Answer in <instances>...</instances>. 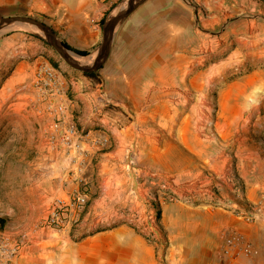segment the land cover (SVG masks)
I'll return each instance as SVG.
<instances>
[{
	"label": "crops",
	"instance_id": "1",
	"mask_svg": "<svg viewBox=\"0 0 264 264\" xmlns=\"http://www.w3.org/2000/svg\"><path fill=\"white\" fill-rule=\"evenodd\" d=\"M117 1L0 0V14L36 17L63 42L91 53ZM224 2L213 4L207 13L188 0H146L117 29L101 68L108 71L100 82L79 70L76 81L61 75L53 108L60 104L63 111L53 114L42 108L46 122H31L52 141L44 156L53 171L50 182L58 190L70 191L79 184L108 192L145 190L154 183L152 174L158 175L159 187L165 178L186 181L205 171L228 176L214 177L217 194L202 190L190 198L181 193L162 197L160 192L159 226L150 230L137 228L135 215L113 211L131 210L136 204L94 201L97 206L104 203L110 217L114 214V227L77 232L73 244L57 252L58 264H217L224 237L233 231L253 246L241 262L264 264V122H150L146 116L156 111L151 101H159L169 86L182 80L183 63L198 62L184 48L212 46L241 18L240 11L232 14ZM13 34L44 41L22 28L2 35ZM120 109L132 111L135 120L125 122ZM68 126L76 127L70 145L63 141ZM245 204L252 206L248 224L236 214ZM99 214L86 210L80 217Z\"/></svg>",
	"mask_w": 264,
	"mask_h": 264
},
{
	"label": "rangeland",
	"instance_id": "2",
	"mask_svg": "<svg viewBox=\"0 0 264 264\" xmlns=\"http://www.w3.org/2000/svg\"><path fill=\"white\" fill-rule=\"evenodd\" d=\"M188 1L209 13V7L224 0ZM223 5L230 6L232 14L240 11L241 18L232 22L230 34L216 37L212 46L184 48V53L194 52L198 62L183 63L182 80L169 86L159 101H151L156 111L146 114L150 122L159 118L161 122H264V0H225ZM29 39L19 34L0 35V217L7 219L0 228L7 249L0 253V264H58V253L73 244L77 232L112 229L114 214L110 217V210H105L104 203L97 206L96 200L136 204L131 210L120 207L113 211L135 215L137 228L148 230L149 214L160 216V192L162 197L181 193L190 198L203 194L202 190L218 193L211 182L214 177L227 180L228 176L216 177L208 171L186 181L165 178L164 187L158 186V175L152 174L154 183L145 190L130 187L108 192L96 186L86 189L84 184L70 191L54 187L50 182L53 171L44 156L52 141L45 140L39 125L31 122H46L42 108L60 114L49 105L53 106L58 95L61 75L66 73L76 81V70L46 41ZM46 66L59 73L58 85L41 81L38 74ZM107 71L99 69L95 81L100 82ZM120 110L125 122L135 120L132 111ZM70 128L76 130L68 126L67 131ZM86 210L100 214L82 219L80 214Z\"/></svg>",
	"mask_w": 264,
	"mask_h": 264
},
{
	"label": "water",
	"instance_id": "3",
	"mask_svg": "<svg viewBox=\"0 0 264 264\" xmlns=\"http://www.w3.org/2000/svg\"><path fill=\"white\" fill-rule=\"evenodd\" d=\"M146 0H122L108 13L103 24L100 43L88 55H81L67 48L57 33L42 20L22 14L0 16V35L22 28L46 41L73 69L84 73L96 72L105 63L108 50L119 26Z\"/></svg>",
	"mask_w": 264,
	"mask_h": 264
},
{
	"label": "built area",
	"instance_id": "4",
	"mask_svg": "<svg viewBox=\"0 0 264 264\" xmlns=\"http://www.w3.org/2000/svg\"><path fill=\"white\" fill-rule=\"evenodd\" d=\"M39 77L42 78L41 81L45 82L44 79H47L48 82H45V85H58L60 82L59 73L52 67H44L39 72ZM63 105H59L56 108H53L52 105H49V109L55 112L61 113L63 111ZM75 130L70 128L67 131V134L64 136L63 141L65 144L70 145L72 143L71 136L74 134ZM76 146V145H75ZM252 206L245 204L242 209L237 211V216L245 223H251L253 221V215L251 214ZM149 224L152 227L157 228L159 226V219L155 214H149L148 217ZM3 238L0 237V253L2 250H7L4 246ZM13 252L11 251V254ZM253 253L252 243L247 240L240 232L233 231L226 233L221 247L220 256L217 264H243L240 260L241 256H249Z\"/></svg>",
	"mask_w": 264,
	"mask_h": 264
},
{
	"label": "trees",
	"instance_id": "5",
	"mask_svg": "<svg viewBox=\"0 0 264 264\" xmlns=\"http://www.w3.org/2000/svg\"><path fill=\"white\" fill-rule=\"evenodd\" d=\"M103 22V20H102ZM63 44L73 50L74 52L78 53V54H81V55H88L89 54V51L88 50H78V49H75L73 47H71L70 45H68L66 42H63ZM85 76L89 77V78H92L93 80H97L98 78V71L96 72H89V73H84ZM7 223V219L4 218V217H0V228H3Z\"/></svg>",
	"mask_w": 264,
	"mask_h": 264
},
{
	"label": "bare ground",
	"instance_id": "6",
	"mask_svg": "<svg viewBox=\"0 0 264 264\" xmlns=\"http://www.w3.org/2000/svg\"><path fill=\"white\" fill-rule=\"evenodd\" d=\"M214 68V67H213ZM218 69V68H217Z\"/></svg>",
	"mask_w": 264,
	"mask_h": 264
}]
</instances>
